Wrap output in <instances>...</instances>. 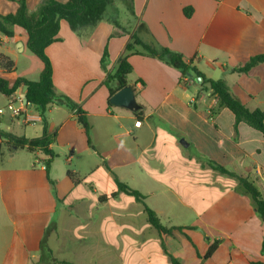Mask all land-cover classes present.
Instances as JSON below:
<instances>
[{"label": "crops", "instance_id": "crops-1", "mask_svg": "<svg viewBox=\"0 0 264 264\" xmlns=\"http://www.w3.org/2000/svg\"><path fill=\"white\" fill-rule=\"evenodd\" d=\"M42 1L26 0L28 12L33 13ZM123 2L112 4L114 15L108 14V7L105 18L81 35L63 21L61 41L46 50L56 93L70 98L87 114L90 143L75 113L59 101L48 107L45 124H26L12 113L10 120L0 116V126L5 125L0 131L18 137H40L45 127L49 133H57L51 145L57 157L50 178L56 181L58 197L47 179L44 156L15 148L0 138V264L20 262L24 249L31 251L36 261L42 259V238L60 202L69 206L78 202V215L85 224L89 222L81 229L79 246L99 264H172L170 256L181 264H264V221L256 214L252 199L236 178L221 174L206 162L214 161L248 179L264 198L262 133L240 123L235 140V116L223 108L210 120V110L218 105L211 92L200 93L202 87L196 80L184 79L179 70L155 58L129 57L133 71L127 80L142 106V121L132 111L110 107L109 90L104 85L135 35L146 44L157 43L180 53L206 78L224 79L250 110L264 111V63L248 73L233 71L251 57L264 54V0H133L134 15ZM242 4L252 8L255 16L243 11ZM18 7L17 0H0V15L15 13ZM186 7L193 8L190 18L184 14ZM124 9L130 15L121 20ZM14 32L13 38L0 34V44L24 53L28 34L20 27ZM106 47L109 63L104 71L101 60ZM136 50L145 52L141 46ZM13 62V73L0 68V77L10 86L21 77L15 74L18 63ZM17 95L24 96L25 89L12 98L1 94L8 103H16ZM194 101L197 110L191 106ZM20 150L29 155L19 157ZM92 155L105 160L114 180L117 177L141 192L145 201L157 200L151 208L161 221L162 216L167 217L165 226L188 229L161 237L152 231L144 206L141 210L133 204L126 208L83 205L85 189L74 163L79 156ZM61 162L74 166V171H69L77 182L69 171L62 170ZM89 188L98 194L92 184ZM171 217L182 222L172 224ZM178 234L187 245L177 240ZM213 240L221 244L205 259Z\"/></svg>", "mask_w": 264, "mask_h": 264}, {"label": "trees", "instance_id": "trees-1", "mask_svg": "<svg viewBox=\"0 0 264 264\" xmlns=\"http://www.w3.org/2000/svg\"><path fill=\"white\" fill-rule=\"evenodd\" d=\"M117 1L126 0H70L66 3L58 0H44L37 7L33 13L28 12L26 0H17L18 9L15 13L0 15V34L13 38L15 36L14 28L20 27L28 34L27 48L43 63V70L38 80H29L24 77H19L14 84L10 86L7 79L0 77V94L12 98L19 89H25V96L28 99V104L35 107L37 112L42 117V122L46 123L45 114L48 107L56 101L63 103L72 112L75 113L78 124L82 127L88 143L91 137V125L89 123L87 114L81 107L72 101L70 98L56 93L53 83V65L48 57L46 50L52 44L60 42L59 36L62 22L65 21L70 29L81 35L83 32L92 31L104 18L108 6ZM128 9L134 15L133 0H128ZM240 8L250 15L255 16V11L246 4L240 5ZM184 14L190 18L193 14L192 7H186ZM115 23V22H114ZM117 24V23H115ZM132 41L128 42L125 47L124 54L117 61V69L114 74H108L104 80V85L108 88L110 98L115 95L120 89L129 85L127 77L132 73L133 67L129 61L131 55H143L158 59L165 64L179 70L184 79L200 77L202 79V88L200 93L211 92L212 96L218 100V105L215 109L210 110V120L213 119L215 113L220 109L226 108L235 116V137L238 136V125L245 123L248 126L258 130L264 136V111L261 109L250 110L244 105L239 98H237L228 83L224 79H208L204 76L197 67L191 62H187L184 57L169 48L162 47L157 43L146 44L138 39L135 35L132 36ZM136 46H141L145 52L136 50ZM109 63L108 48H105L102 56L101 64L104 71H107ZM264 63V54H259L251 57L246 63L233 69L236 73H248L252 68ZM0 68L5 73H13L15 71V64L8 56L0 57ZM142 84L144 82L142 81ZM199 100V99H197ZM109 106L113 107L110 102ZM193 109H198L197 102L191 103ZM138 120L142 121L144 118L143 111L140 110L135 113ZM57 133H49L47 128H44L43 134L36 138H26L24 136L18 137L8 132L0 131V138L3 143L17 147L19 149H26L31 153H40L44 156L42 164L45 168L47 179L52 185L55 198L58 200L56 191V181L50 178V171L57 154L51 149V145L56 142ZM207 164L214 170L224 175H229L238 180L243 192L250 196L254 203L256 214L264 221V198L260 191L248 179L230 172L226 168L217 164L214 161L206 160ZM110 171L109 167L106 165ZM70 177L76 181V177L69 171ZM77 182V181H76ZM115 182L118 191L112 192L109 195H102L99 197V203L105 204L109 200L116 199L120 193H124L135 199L136 202L143 204L144 212L147 216L148 222L163 236H173L176 232H183L186 227L165 226L157 213L149 208L146 203V196L141 192L132 189L127 184L121 182L115 177ZM221 244L220 240H213L212 244L205 255V259L211 258L214 252ZM41 251L45 249L53 256L51 249L47 248L43 240L40 245ZM264 251V240H263ZM172 264H181L173 256H170ZM58 264H67L66 262H58ZM261 264V263H250Z\"/></svg>", "mask_w": 264, "mask_h": 264}, {"label": "rangeland", "instance_id": "rangeland-1", "mask_svg": "<svg viewBox=\"0 0 264 264\" xmlns=\"http://www.w3.org/2000/svg\"><path fill=\"white\" fill-rule=\"evenodd\" d=\"M123 3L126 6L129 5L128 0ZM108 14L114 15V6L110 5ZM119 10V9H118ZM130 14L124 9L122 13L121 20ZM19 29V28H18ZM21 31V30H20ZM23 31V30H22ZM24 32V31H23ZM19 51V49H18ZM11 52V53H10ZM0 54H4L9 56L13 61L18 63V69L15 72L17 76L27 77L31 80H38L41 74L40 65L42 64L41 60L38 59L28 48L25 52H17L15 48L9 51L8 46H4L0 44ZM2 74L0 73V76ZM8 100L1 96L0 94V108L5 112V118L10 120L11 111L8 110ZM15 107H18L19 104L14 103ZM16 121V120H14ZM1 129L5 128V125L0 126ZM104 149L105 147H100ZM4 151L7 153L8 149L5 148ZM19 157H26L29 155L27 151L20 150L18 153ZM64 156V161H65ZM104 159L99 155H92L90 157H82L79 156L78 160L74 164H78V169L80 170L78 173V178H80L81 183H83V187L85 189L84 201L83 205L90 208L97 207H128L130 204L137 205L139 209L143 210V205L137 204L132 197L127 195H121L117 200H110L109 205H104L99 203V195H109L116 189V184L114 180V176L106 169L104 166ZM63 164V171L65 169L67 171H74V166L68 165L66 167L65 162H61ZM89 184H92L95 189H98V194H93L89 188ZM130 186V185H129ZM106 192V193H105ZM99 196V197H98ZM157 200L149 199L145 201L146 205L151 208ZM80 206L78 202L74 203L72 206H69L67 203H59V206L52 216V221H50V226L45 231L42 241H45V245L47 248L51 249L53 252V256L49 255V252L46 249L40 254L42 259L40 261H36L33 257L31 251L23 250L21 252V261L17 263H9L8 264H58V262H66L67 264H99L96 263L93 255H88L83 253V249L80 247H84L83 245L79 246L80 238L82 237L81 229L84 225L88 224L83 220V217L78 215L80 211ZM152 209V208H151ZM181 219H175L171 217L172 224H180ZM167 217L162 216V223L167 225L169 223ZM56 224L57 227L53 226ZM151 229L154 233H157L156 230L151 226ZM178 234L177 240L182 241V243H186V239L183 236ZM196 236L195 234H193ZM83 241V240H82ZM84 242V241H83ZM41 250V248H40ZM81 250V253H80Z\"/></svg>", "mask_w": 264, "mask_h": 264}, {"label": "water", "instance_id": "water-1", "mask_svg": "<svg viewBox=\"0 0 264 264\" xmlns=\"http://www.w3.org/2000/svg\"><path fill=\"white\" fill-rule=\"evenodd\" d=\"M196 82L199 84L200 87H202V79L200 77L196 78ZM24 102L27 104L28 99L24 98ZM109 102L112 106L122 109H127L129 111H132L134 113L140 111L142 109V106L138 103L135 89L132 85H128L122 89H120L115 95H113ZM184 145H187L184 139L181 141ZM17 148V147H15Z\"/></svg>", "mask_w": 264, "mask_h": 264}, {"label": "built area", "instance_id": "built-area-1", "mask_svg": "<svg viewBox=\"0 0 264 264\" xmlns=\"http://www.w3.org/2000/svg\"><path fill=\"white\" fill-rule=\"evenodd\" d=\"M24 96L17 95V103L19 104L18 107L14 106L15 101H10L8 103V110L11 111L13 117H21L23 118L24 123L26 124H35L36 122H41L42 117L37 112L35 107L30 104H26L24 102ZM5 115L4 110L0 109V116Z\"/></svg>", "mask_w": 264, "mask_h": 264}]
</instances>
